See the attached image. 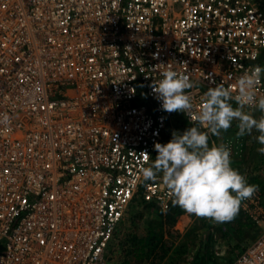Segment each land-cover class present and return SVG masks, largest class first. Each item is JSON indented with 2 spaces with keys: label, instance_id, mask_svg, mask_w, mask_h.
Returning <instances> with one entry per match:
<instances>
[{
  "label": "built area",
  "instance_id": "2783aa9c",
  "mask_svg": "<svg viewBox=\"0 0 264 264\" xmlns=\"http://www.w3.org/2000/svg\"><path fill=\"white\" fill-rule=\"evenodd\" d=\"M256 65L264 0H0V264H106L140 188L173 205L140 169L173 119L194 126L152 83L188 74L195 115ZM241 209L259 232L226 264H264V193Z\"/></svg>",
  "mask_w": 264,
  "mask_h": 264
},
{
  "label": "clouds",
  "instance_id": "9594fccd",
  "mask_svg": "<svg viewBox=\"0 0 264 264\" xmlns=\"http://www.w3.org/2000/svg\"><path fill=\"white\" fill-rule=\"evenodd\" d=\"M264 68L254 66L236 81L238 95L223 85L210 86L203 94V102L193 115L194 105L186 90L194 82L186 73L170 67L152 83V90L168 113L182 112L194 126L183 132H172V138L155 143L156 156L150 167L141 168L145 180L159 177L174 206L186 213L213 222H229L238 214L242 201L250 199L256 187L247 182L239 170L232 167L230 148L224 144H209V135L219 137L235 121L237 137L252 135L262 147L264 155V95H258ZM236 101V106L230 102ZM249 108L260 113L256 118ZM206 129L201 131L200 129Z\"/></svg>",
  "mask_w": 264,
  "mask_h": 264
},
{
  "label": "crops",
  "instance_id": "0c3cea01",
  "mask_svg": "<svg viewBox=\"0 0 264 264\" xmlns=\"http://www.w3.org/2000/svg\"><path fill=\"white\" fill-rule=\"evenodd\" d=\"M218 139L219 137L212 135L209 138L210 146L218 145ZM146 204L150 205L147 208L150 215L145 220L149 233L146 238L140 236L138 240L144 250L150 252V256H155L159 250L157 246L166 242L165 250L168 252V257L175 256V246L180 245L179 253L184 258L182 262L226 264L241 250L242 246L251 243L258 234L257 226L245 216L241 207L234 219L217 223L190 215L179 206L172 205L167 211L162 212L153 204ZM167 239H170V242H167ZM170 245H172L171 248Z\"/></svg>",
  "mask_w": 264,
  "mask_h": 264
},
{
  "label": "rangeland",
  "instance_id": "374dc122",
  "mask_svg": "<svg viewBox=\"0 0 264 264\" xmlns=\"http://www.w3.org/2000/svg\"><path fill=\"white\" fill-rule=\"evenodd\" d=\"M233 106H236V102L233 100L230 101ZM246 112H252L245 109ZM254 117L258 118L259 115L252 112ZM191 125L184 121L182 118H175L169 125L168 134L170 135L169 140L172 138V132H183L186 128ZM238 131L236 122L232 123V126L226 131L227 134H222L219 136L218 144H224L230 148L231 151V164L232 167L239 170L241 174H243L247 182L250 185H254L258 187L264 193V155L258 152V148L262 147L255 139L258 133L253 131L252 135H245L243 137H237L236 132ZM168 140V141H169ZM167 141V142H168ZM153 163V162H152ZM155 180H160L159 177ZM147 181V180H146ZM142 188L135 196L133 201L127 208V211L123 217L122 222L119 225V243L117 246L113 247V252L111 255L112 260L118 257L117 252H119L122 248L123 254L129 252V242L127 238L131 236H136V238H146L148 236L147 231L148 225L146 226V221L149 218L150 213L148 212L149 204L142 201L141 195ZM144 229H143V228ZM140 228L142 230L140 231ZM257 233L259 232L258 226L256 227ZM256 233V234H257ZM142 234V235H139ZM167 242H170V239H167ZM116 244V243H115ZM159 250L155 253V256H147L146 259L142 260L140 264H190L188 262H182L184 259L182 255L179 253L180 245H176V251H174L175 256L168 257V252H166L165 248L167 247V243L163 242L161 245L157 246ZM170 248L172 245L169 246ZM178 247V248H177ZM165 250V253H164ZM121 253V252H120ZM158 254H160L158 256ZM111 260V261H112ZM109 264V262H108Z\"/></svg>",
  "mask_w": 264,
  "mask_h": 264
},
{
  "label": "trees",
  "instance_id": "16d2710c",
  "mask_svg": "<svg viewBox=\"0 0 264 264\" xmlns=\"http://www.w3.org/2000/svg\"><path fill=\"white\" fill-rule=\"evenodd\" d=\"M155 159V158H154ZM127 241L129 242V252H126L123 254V250L117 252L118 257L116 259L111 258V256L108 258L106 264H140V262L149 256V251L144 250V247L140 244L138 238L136 236H131L130 238H127ZM113 249L111 251L112 255ZM121 252V253H120ZM112 260V261H111Z\"/></svg>",
  "mask_w": 264,
  "mask_h": 264
}]
</instances>
